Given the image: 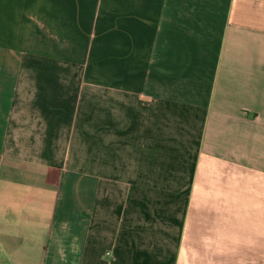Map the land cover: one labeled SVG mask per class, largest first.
Returning a JSON list of instances; mask_svg holds the SVG:
<instances>
[{"label": "crops", "instance_id": "1", "mask_svg": "<svg viewBox=\"0 0 264 264\" xmlns=\"http://www.w3.org/2000/svg\"><path fill=\"white\" fill-rule=\"evenodd\" d=\"M247 249H264V0H0V264Z\"/></svg>", "mask_w": 264, "mask_h": 264}, {"label": "rangeland", "instance_id": "2", "mask_svg": "<svg viewBox=\"0 0 264 264\" xmlns=\"http://www.w3.org/2000/svg\"><path fill=\"white\" fill-rule=\"evenodd\" d=\"M206 223H207V217L206 216L197 218L196 222L193 221V224H195V230L193 232V235H195V236L198 235L199 236L198 239H200L203 236V233H201V232L197 233L196 228H199V230H200V228L202 227L201 225H205ZM234 251L237 252L238 255L240 252L239 250H232V259H233L234 254H235ZM244 253H245V255H247L246 256V261H247L246 264H264V249H247L245 252L244 251L242 252V250H241L240 256L245 257ZM215 260H218V259H215ZM219 260H221V259H219ZM231 264H244V263H238L237 261L232 260Z\"/></svg>", "mask_w": 264, "mask_h": 264}]
</instances>
